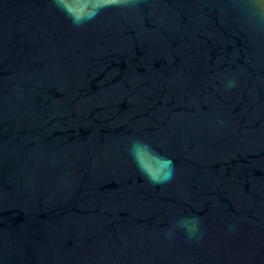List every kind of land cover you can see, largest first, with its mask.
Segmentation results:
<instances>
[{
	"label": "water",
	"instance_id": "1",
	"mask_svg": "<svg viewBox=\"0 0 264 264\" xmlns=\"http://www.w3.org/2000/svg\"><path fill=\"white\" fill-rule=\"evenodd\" d=\"M253 7L136 0L76 26L54 0H0V264H264ZM133 138L172 180L140 172ZM188 215L199 240L164 236Z\"/></svg>",
	"mask_w": 264,
	"mask_h": 264
},
{
	"label": "clouds",
	"instance_id": "2",
	"mask_svg": "<svg viewBox=\"0 0 264 264\" xmlns=\"http://www.w3.org/2000/svg\"><path fill=\"white\" fill-rule=\"evenodd\" d=\"M136 0H79V4L86 11L74 12L68 4V0H54L58 8L68 14L72 23L80 26L90 21L99 14L100 10L109 6H121L134 4ZM254 7L251 14L264 21V0H253ZM236 85L235 79L227 82V87ZM223 123V121H220ZM129 154L135 161L140 172L155 184L166 183L175 175V164L170 156H166L153 148L152 144L141 138H133L130 141ZM234 225H229V228ZM177 232H183L188 241L199 240L203 236L201 218L197 215L179 216L165 230L164 236L172 238Z\"/></svg>",
	"mask_w": 264,
	"mask_h": 264
}]
</instances>
